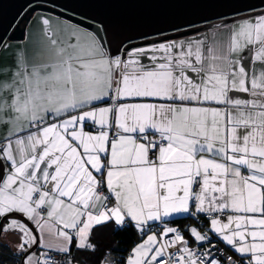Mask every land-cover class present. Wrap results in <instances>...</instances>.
<instances>
[{"label": "snow or ice", "instance_id": "snow-or-ice-1", "mask_svg": "<svg viewBox=\"0 0 264 264\" xmlns=\"http://www.w3.org/2000/svg\"><path fill=\"white\" fill-rule=\"evenodd\" d=\"M217 2L25 0L0 27V264H264V0L176 11Z\"/></svg>", "mask_w": 264, "mask_h": 264}, {"label": "water", "instance_id": "water-1", "mask_svg": "<svg viewBox=\"0 0 264 264\" xmlns=\"http://www.w3.org/2000/svg\"><path fill=\"white\" fill-rule=\"evenodd\" d=\"M253 2H259V0H253ZM247 0H218L217 3L201 9H181L176 10L183 15H192L193 13H199L203 15H209L216 17L219 14H231L235 10V6L244 8ZM25 0H0V27L7 29L9 25L13 23L24 8ZM129 11H143L153 12L159 11L158 9H130ZM29 17L24 16L20 20V27L16 30L14 35L17 39H22L24 34V28L29 23Z\"/></svg>", "mask_w": 264, "mask_h": 264}, {"label": "trees", "instance_id": "trees-1", "mask_svg": "<svg viewBox=\"0 0 264 264\" xmlns=\"http://www.w3.org/2000/svg\"><path fill=\"white\" fill-rule=\"evenodd\" d=\"M191 221H180V223H190ZM138 236L134 229L129 228L127 231H122L116 235H113L111 232L110 239L107 243H111L113 241L120 242V246L122 248H131L135 242H137ZM8 255L5 253V256ZM99 253L97 254V256Z\"/></svg>", "mask_w": 264, "mask_h": 264}, {"label": "crops", "instance_id": "crops-1", "mask_svg": "<svg viewBox=\"0 0 264 264\" xmlns=\"http://www.w3.org/2000/svg\"><path fill=\"white\" fill-rule=\"evenodd\" d=\"M111 236V226L109 228L99 229L96 233V238L103 244H107Z\"/></svg>", "mask_w": 264, "mask_h": 264}, {"label": "rangeland", "instance_id": "rangeland-1", "mask_svg": "<svg viewBox=\"0 0 264 264\" xmlns=\"http://www.w3.org/2000/svg\"><path fill=\"white\" fill-rule=\"evenodd\" d=\"M27 31H28V33H29V35L31 36V34L34 32V31H36L37 30V28H38V25H37V23H36V20H31V22H29L28 24H27ZM7 256L8 255H6L4 258H5V261H7Z\"/></svg>", "mask_w": 264, "mask_h": 264}]
</instances>
